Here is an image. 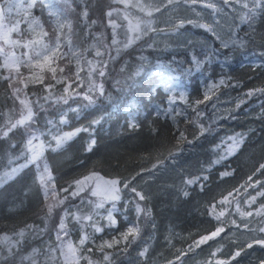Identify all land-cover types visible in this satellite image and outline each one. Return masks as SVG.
Wrapping results in <instances>:
<instances>
[{
    "label": "trees",
    "instance_id": "trees-1",
    "mask_svg": "<svg viewBox=\"0 0 264 264\" xmlns=\"http://www.w3.org/2000/svg\"><path fill=\"white\" fill-rule=\"evenodd\" d=\"M46 2L57 12L65 7L64 0ZM89 3L90 20H97L91 31L104 32L110 42L111 29L101 26V23L107 22L106 17L101 21V14L107 12L110 5L114 7L118 3L113 4L112 0H89ZM73 7L76 12L68 16V19L76 22L77 13L83 10L84 5L80 0H75ZM35 12L46 26L53 23L48 8L37 4L32 9V13L36 15ZM21 27L26 28L27 25ZM254 28L256 34L251 42L245 41L244 46L231 44L227 47L212 33L193 24H186L183 28L192 37V47H188L190 44L187 41L179 47L150 46L149 33L127 49L120 47L119 51L116 48L105 51L104 59L108 60L107 75L102 78L98 76L99 84L103 83L104 94L93 92V103L84 99L82 93L79 96L73 93L67 104L48 101L39 110L37 126L40 131H47L49 120L54 122L60 132L82 129L63 149L45 152L53 169L58 192L72 180L90 172H98L107 178L131 179L136 173H140L141 168H151L157 157H166L173 150L179 131H184L187 139L192 141L191 144H181V152L177 155L179 159L176 162L168 161L144 185L147 199L141 202L144 207L148 206L150 215L138 216L126 210L115 213L117 223L111 228L113 231H122L136 219L141 221V230L127 251L120 249L119 254L112 259L113 264H150L146 257L132 260L133 249L138 248L141 242H148L147 235L153 236L154 244L160 246L169 227L187 235L178 240L185 246L214 231L219 222L209 214L211 205L234 188H239L240 193L245 192L247 178L264 163V95H245L250 89L264 87V42L261 41V36L264 35V16L257 17ZM77 31L79 35L73 39L80 50L95 43L91 39H82L85 31L83 25H78ZM250 32L247 24H241L238 28L241 38ZM64 50L67 51V48ZM94 53L95 49L89 48L84 56L92 60L95 58ZM109 55L114 59L109 60ZM193 57L203 62L199 68L195 66ZM69 68H66V73L72 75V65ZM122 68L124 71H121ZM138 70L139 75L133 76ZM22 71L27 75V69ZM221 79L226 83L220 85L215 92L230 95L240 107L236 104L227 115L223 114L212 121L211 115L206 111L209 101L199 105L195 101L203 100L202 86L205 83L209 81L218 84ZM162 83L167 88H172L171 95ZM81 88H84L83 85L77 87L76 91L80 92ZM6 89L7 84L0 82V111H7L12 107V100L8 98ZM181 89L188 99L187 103L182 101L186 113L176 114L173 119L154 113L156 106H167L170 97L179 100ZM27 91L30 93L29 99L34 102L38 97L46 95L41 85H29ZM53 91L56 96L63 95V85H56ZM41 103L44 102L41 100ZM199 110L203 111V116L197 117ZM61 115L65 116L66 124H59ZM130 119L140 126L130 129ZM94 121L98 123H93ZM189 121L197 123L190 124ZM200 123L209 129L203 135L199 134L197 127ZM154 128L159 131V135L152 131ZM239 133L245 135L242 147L235 154L226 156L228 138ZM194 136L197 138L194 139ZM41 139L46 137L42 136ZM93 139L96 141L95 145L91 151H86L88 143ZM13 141L22 144V136L17 134L12 141L0 142V172L8 170V144ZM20 150L17 147L10 154L18 156ZM221 156L226 158L218 164L212 163ZM22 162L24 160L20 159L19 163ZM223 171L230 172L231 175L221 179L220 173ZM36 174L35 165H30L14 180L0 186V215H4L0 216V235L16 231L25 224H43L46 209L43 207L45 202L41 194L39 198L36 196L35 203L22 204L10 216L5 215L8 208L26 196L23 191L32 183ZM198 175H206L209 179L190 186L183 184L186 178ZM254 180H264V171L256 173ZM36 189L40 193L38 184ZM250 190L259 189H248ZM185 191L189 193L188 196L183 195ZM49 227H53V224ZM31 242L34 244H24L23 249L27 250L38 244L39 240ZM253 247L263 249L260 245Z\"/></svg>",
    "mask_w": 264,
    "mask_h": 264
},
{
    "label": "snow or ice",
    "instance_id": "snow-or-ice-1",
    "mask_svg": "<svg viewBox=\"0 0 264 264\" xmlns=\"http://www.w3.org/2000/svg\"><path fill=\"white\" fill-rule=\"evenodd\" d=\"M74 3L75 0H64L65 7L62 11L57 12L51 10L46 0H0V82L7 84L8 98L12 100L11 108L7 111H0V142L12 141V138L17 134H20L23 140L22 144L15 141L8 144V170L0 172V186L14 180L23 169L35 165L37 172L35 182L39 185V191L42 193L45 202L43 207L46 209L43 217L44 228H40L39 225L35 224H25L24 227L13 231L11 235L7 233L0 235V264H113L112 253L106 251V249H112L123 241L125 244L124 251H127L128 245L136 241L140 234L139 225L128 227L118 239L113 238L111 241H104L98 245L96 251L102 254V260L96 261L93 260L91 255L93 249L86 247V242L92 240V234L84 231L86 226H90L95 233L103 231L102 227L94 221L93 214L98 215L97 210L103 208L105 202L112 201L113 207L108 209L106 219L110 226H115L117 223L113 216L115 202L121 199L120 194L122 191H130L135 197L132 202L135 204L137 215H150V210L143 208L140 203L147 199L146 195L143 191H138L136 187L131 185L141 173L147 172L152 175L159 168L165 166L168 161L174 160L181 152V144L192 143L187 139L184 131H179L173 150H170L166 157H157L155 163L151 164V168H141L140 173H136L131 179L104 180L98 172H92L89 175L72 180L67 187H61L58 192L53 169L48 163L45 152H58L63 149L82 129L61 133L54 122L49 120L47 121V131H40L37 126V117L39 110L44 108L45 103L52 101L53 104H67L73 93L79 96L83 92L84 98L89 103L94 102L93 97L85 92L83 88L80 92L76 91V88L80 87L83 82L79 66L82 60L88 66L89 91L103 95V83L96 84L93 77L98 75L102 78L107 75L108 60L104 59L105 51L112 48L119 51L120 47L127 49L141 40L142 37L147 36L149 32L164 31V29L155 27L157 21L154 17L158 14L162 16L169 12L176 13L174 23L172 16H169L167 20L168 23L173 25V31L179 32L186 24L195 23L197 27L203 28L212 33L217 39H221L212 23H200L199 21L209 17H218L225 13L226 8L231 9L237 13L240 23L247 24L251 30L243 38L235 32L230 35L229 42L240 46H244L245 41L251 42L253 40L256 34L254 25L257 17L264 16V0H112L113 4H123L124 7L118 9L110 5L109 10L101 14V21L105 17L107 19L106 24L101 23V26L111 29L109 42V38L104 32L93 33L91 31L92 26L97 24V20H90L91 4L89 0H80L84 7L81 12L77 13L78 20L76 22L68 19V16L76 12L73 7ZM37 4L49 8L50 16L54 17V21L50 26H46L40 18L32 15V9ZM237 5L239 8L235 7ZM181 8L186 12L194 13L197 20L193 21L188 19L187 16H180L178 10ZM131 9H135L136 13L134 14ZM24 24L27 25L26 28L21 27ZM78 25H83L85 29L83 40L91 39L95 41L83 50L76 47V41L73 39V37L79 35ZM231 36H235V39H232ZM261 41L264 42V35L261 36ZM97 45H100V47ZM223 46L227 47L228 44L225 43ZM65 48H67V51L64 50ZM89 48L95 49V58L92 60H88L84 56ZM101 49H104V51ZM110 59L114 58L109 55ZM73 60L76 61L77 69L74 74L68 75L66 68H69ZM193 62L197 68L203 63L196 57H193ZM22 69L28 70L27 75ZM121 71H124V69L122 68ZM136 75H139V70L133 73V76ZM225 83L226 81L221 79L218 84L210 85L208 92L218 90L219 86ZM58 84L63 85V95L56 96L53 90ZM29 85H41L46 95L38 97L35 102L30 100V93L27 91ZM256 94L264 95V87L250 89L245 93L248 97ZM31 95H35V93H31ZM179 99L185 103L188 102L184 93H180ZM210 99L211 97L206 93L203 100H196L195 104L199 105ZM41 100L44 103H41ZM169 103L174 104L175 98L170 97ZM237 107H240V104H237ZM193 110L196 111L195 108ZM172 111L177 112L176 109H172ZM177 114L180 113L177 112ZM196 114L197 117L203 116V113L199 111ZM66 123L65 116L61 115L59 124ZM93 123H98V121ZM189 123L197 122L189 121ZM139 126L135 120L128 125L130 129ZM197 127L200 135L209 130L202 123L197 124ZM21 130L23 131L21 132ZM152 131L159 135L157 129L154 128ZM42 136L46 139L42 140ZM195 138L197 137L194 136ZM228 140L229 145L226 156H231L240 150L245 135L239 133L234 137H229ZM95 143L96 141L93 139L88 143L85 150L91 151ZM17 147L21 149L19 155L12 156L10 153L14 152ZM226 156H221L220 159L214 160L212 163L218 164ZM20 159H23L24 163H19ZM262 171H264V163H261L256 172L249 176L246 181L245 193L248 189H259L255 191V195H249L243 201L251 210L246 211L241 208L240 201L236 199L240 195V189L234 188L226 195H222L218 202L211 205L209 214L219 220L220 217L225 215V212L221 211L217 214L216 208L231 205L235 202L236 211L241 217L259 218L255 222L260 226L251 228L250 231L264 234V203L255 206L258 199H264V180H254L256 173ZM229 175L231 173L227 171L220 173L221 179ZM208 179L209 177L206 175H198L186 178L183 184L190 186ZM85 192H90L92 196L98 198L96 201H89L91 205L90 212L84 214L83 209L79 207L75 211L70 210L66 202L70 201L71 198L79 197L81 193ZM61 194L63 195L61 196ZM183 195L188 196L189 193L185 191ZM61 207H63V211L59 214V220L54 229L55 240H49L48 246L44 249L33 247L30 251L24 253L23 245L26 236L29 234L34 237L44 235L47 231L48 221L53 217L54 212ZM9 211H15V209ZM72 222L78 224L81 229L82 234L78 243H74L70 239L69 224ZM232 223L235 224L236 221L233 220ZM243 226L245 229H249V223H244ZM224 232L225 228L223 226L216 227L214 231L200 236L198 240L189 245L187 251H195L201 245L220 237ZM14 237L19 239H14ZM254 245L264 247V238H252L250 242L245 243L243 247H238L224 259L218 257V254L222 252V248H216L210 253L205 264H233L246 249H250ZM148 253L149 249L144 247L139 251L138 256L145 258ZM186 255L187 252L179 251L174 259L168 260L166 264H182V258ZM40 257H43V260ZM259 264H264V259L260 260Z\"/></svg>",
    "mask_w": 264,
    "mask_h": 264
},
{
    "label": "rangeland",
    "instance_id": "rangeland-1",
    "mask_svg": "<svg viewBox=\"0 0 264 264\" xmlns=\"http://www.w3.org/2000/svg\"><path fill=\"white\" fill-rule=\"evenodd\" d=\"M114 7L118 9H123L124 5L118 3V5ZM235 7L239 8L238 5ZM51 10L55 11L52 8ZM131 11L134 14L136 13L135 9H131ZM35 13L36 15L33 13L32 15L34 17H38V13L37 12ZM178 13L180 16H187L188 19H192L193 21L197 20V17L195 16L194 13L186 12L184 11L183 8L179 9ZM175 15L176 13L169 12V13H166L165 15L161 16L158 14L157 16L154 17V19L157 21V23L155 24V27L164 29V31L149 32L151 34L150 42H149L150 46H154L158 48H161V47L169 48L173 46L179 47L181 45H185L186 44L185 42L187 41V44H190L188 45V47H192V37L190 36L189 31L183 28L180 29L179 32L173 31V25L167 22L169 16H172L173 23H174ZM53 21H54V17H53ZM199 22L200 23H212L216 27V31L218 35L221 37L220 39L221 43L222 44L227 43L228 45H231V43L229 42L230 35L233 32L238 34V28L241 25L237 13L227 8L225 9L224 14H221L220 16L215 17V18L209 17V18L200 20ZM193 25L196 26L195 23H193ZM231 38L235 39V36H231ZM18 54L20 53L18 52ZM71 65L73 67L72 74H74L77 69L76 61L73 60ZM79 66L81 68V76H82V81H83L80 86L83 85L84 91L88 92L89 95L93 96V92L89 91L90 82L88 80V66L87 64L84 63L83 60L81 61ZM93 80L96 84H99L98 75H94ZM162 84L165 86L167 90H169L168 92L171 95L172 88H167L168 87L167 85H165L164 83ZM213 84L215 83L208 81L202 86V90H203V95L207 93L211 97V99L208 100L209 104L206 108V111L211 115L210 117L212 118V121H216L223 114L227 115L230 111V108L237 104V101L235 100V98H232L230 95H225L224 93L218 94L215 92V90L214 92H208L209 86ZM180 92L185 93L183 89H181ZM81 96L84 98L83 92ZM185 108L186 107L183 106L182 100L179 99V100H175L174 104H170L168 102V105L165 107L156 106L154 108V113L156 115L167 116V118L173 119L174 116L177 114V112L180 114L186 113ZM172 109H176L177 112H173ZM199 111L203 113L202 110H199ZM131 121L133 120L130 119L129 122ZM72 131H75V130H64V132H72ZM178 159H179V156H177L174 160H172V162H176ZM90 173L86 175H89ZM151 176L152 175H149L148 173L140 174V176L135 180V182L131 186L136 187L138 191H143V193L146 195V190L143 187L144 185H146V183L149 180H151ZM100 177H102L104 180L116 179V178H107L101 175ZM35 181H36V176L34 177L32 183H30L29 186L26 189H24L23 192L26 193V196L23 197L22 201L15 203L10 208H8L7 211L5 212V215L10 216V213L12 212V211H9L10 209L20 208L22 204H27L28 202L35 203L37 200L36 196L38 198H39V194H41L42 196V193L41 192L39 193L36 189V185L38 183H36ZM34 190L36 191L35 192L36 194L34 193ZM120 195H121V199L115 202V211L113 212L114 218L116 219V215H115L116 212L120 213L123 210L130 211V213L132 214H137L135 210V204L132 202L135 199L134 195L130 191H122ZM249 195H255V190L247 191V193L242 192L240 193L239 196L236 197V199L240 201L241 208H243L246 211L251 210V209H249L248 206L243 203V201L247 199ZM74 199L76 200L73 201ZM97 199L98 198L92 196L90 192H85V193H81L79 197L71 198L70 201L66 203L68 204V207L70 210L75 211V209L79 207L83 209L84 214H88L91 210V205L89 204V201L90 200L96 201ZM140 203L143 208L149 210L148 206L144 207L143 203L142 202ZM260 203H264V199H258L257 205L255 206H258ZM112 207H113V202L107 201L105 202L103 208L97 210L98 215L93 214L94 221L97 223L98 226L102 227L103 231L99 233H95L93 232V229L90 226H86L84 229V231H87L92 234V240L89 242H86V247L93 249V252L91 255H92L93 260H96V261L102 260V254L96 251V247L104 241H111L113 238L118 239L121 233L123 232V231H120V232L113 231L111 229L113 226H110L108 223V220L106 219L108 215V209ZM225 209L227 210L225 211ZM62 211H63V207L57 209L54 212L53 217L50 219V221H48L47 228L51 225V223L53 224V227H49L44 235L34 237L31 234H29L26 236L24 244H34L31 241L35 239H38L39 243L34 246H31L27 250H24V253H27L33 247L44 249L48 246L49 240H53V241L55 240L54 229H55V225L58 223L59 214H61ZM215 211L217 214L221 211L225 212V215L220 217V219L218 220L219 222L218 227L223 226L225 228V232L222 233L221 236L216 238L215 240L209 241L205 245H201L200 248L196 249L193 252H188L187 251L188 246L193 244L194 242L193 243L191 242L189 243V245H186V246L179 243L178 240H181L187 237V235H183L179 233L178 231L172 230V228L169 227L167 229L166 234L161 239L160 246H156L154 244L153 236L150 237L147 235V237L149 238V241L145 243L141 242L138 248L133 249L131 259L132 260L140 259V257L138 256L139 251L142 250L144 247H147L149 249V253L146 258L149 259L150 264H166L168 260H173L175 255H177L179 251L187 252L186 257L182 258V264H205V262L208 260L210 256V253L216 248H222V252L218 254V257L221 259H224V258H227L229 255H231V253L234 250H236L238 247H243L245 243L250 242L252 238H264V234L250 231L251 228H256L260 226L255 222L259 218L241 217L239 213L236 211L235 202H233L231 205L219 206L218 209H216ZM0 216H4V215H0ZM233 220L236 221L235 224L232 223ZM244 223H249V229L244 228L243 226ZM137 224L139 225V228L141 230V221L136 219V221L127 225L125 231L128 229V227L132 225H137ZM39 227L40 228L45 227L44 220H43V224L39 225ZM69 228L71 230L70 239L74 243H78L80 236L82 234L80 226L78 224H75V222H72L69 224ZM4 233H7L8 235L12 234V232H4ZM14 239H19V238L14 237ZM131 245L132 244H129L128 246H131ZM124 247H125V244L122 241L119 245L115 246L112 249H106V251L112 253V259H113L115 258L116 254H119L120 249H124ZM40 259L43 260V257H40ZM262 259H264V247L263 249H257L256 247H252L250 249H246L242 253V255L238 257L236 261L233 262V264H259V261Z\"/></svg>",
    "mask_w": 264,
    "mask_h": 264
},
{
    "label": "bare ground",
    "instance_id": "bare-ground-1",
    "mask_svg": "<svg viewBox=\"0 0 264 264\" xmlns=\"http://www.w3.org/2000/svg\"><path fill=\"white\" fill-rule=\"evenodd\" d=\"M176 194H177V193H176ZM173 196H175V194H174ZM130 223H131V222H130ZM126 227H127V226H125V227L123 228V230H122L123 232L125 231ZM159 230H160V229H159ZM163 231H164V230H162V232H163ZM123 232H122V233H123ZM160 234H161V233H160Z\"/></svg>",
    "mask_w": 264,
    "mask_h": 264
}]
</instances>
